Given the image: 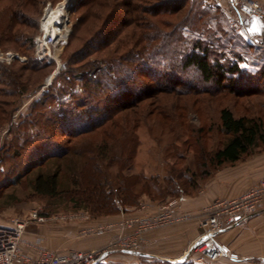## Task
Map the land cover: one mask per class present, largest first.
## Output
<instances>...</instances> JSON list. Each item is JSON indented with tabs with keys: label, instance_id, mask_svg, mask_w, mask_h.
Segmentation results:
<instances>
[{
	"label": "trees",
	"instance_id": "obj_1",
	"mask_svg": "<svg viewBox=\"0 0 264 264\" xmlns=\"http://www.w3.org/2000/svg\"><path fill=\"white\" fill-rule=\"evenodd\" d=\"M153 1L143 12L155 19L138 25L143 31L132 34L130 41L134 42V48L105 58V70L89 76L84 66H90L93 61L78 67L70 65L112 45L125 28L134 23L131 17L117 23L121 19L119 9L125 8L130 16L135 6L132 0L124 3L120 0H76L73 11L79 17L71 41L84 43L71 59H67L64 72L55 76L48 90L31 105L30 114L18 125V132L23 131L22 138L15 136L11 143L16 155L18 149L23 148L16 143L21 141L25 146L40 143L35 148L37 157L29 160L23 173L14 176L16 182L21 176L28 175L33 193L50 198L66 197L72 208L87 210L95 217L125 212L136 206L143 196L150 201H160L186 195L174 179L171 181L175 183L176 194L170 188V167L163 177L129 173L141 144L137 128L146 120L152 124L161 121V127L170 131V98L166 96L173 91L217 93L224 89V81L235 84L237 78L243 79L244 89L258 88L251 80L264 79V57L257 65L249 63L248 69L239 65L240 52H230L240 57L238 62H220L218 56L227 53L215 50L214 43L215 36L218 38L216 32L223 30L224 25L220 29H217L218 23L212 26L210 5L200 8V0H191L183 18L170 27V20L165 17L183 9L185 0L183 3H178L179 0ZM206 15L209 19H205ZM111 26L112 30L105 34ZM6 27L10 29L11 24ZM184 30L198 37L187 38ZM7 31L4 42L19 46V33H13L12 28ZM124 40L122 38L118 44ZM233 40L227 39L232 44ZM244 42L248 48L258 49L246 40ZM29 44L31 49L32 39ZM260 50L264 51L263 48ZM33 59L31 67L43 65ZM251 65L254 70L250 71ZM176 66L180 71L192 69L202 86L191 82L182 83V86L176 78L178 86L182 87L171 88L170 78L174 76ZM75 84H79L81 91L73 90ZM147 100H150L148 104L141 107ZM39 118L36 124L34 120ZM219 119L228 138L211 157V163L216 166L235 163L258 143H264V128L259 121L235 117L226 107L220 109ZM32 124L37 127L34 133L27 129ZM202 166L205 167V163ZM14 168L18 169L16 164ZM137 258L134 264H194L153 257ZM96 264L125 263L107 260Z\"/></svg>",
	"mask_w": 264,
	"mask_h": 264
},
{
	"label": "rangeland",
	"instance_id": "obj_2",
	"mask_svg": "<svg viewBox=\"0 0 264 264\" xmlns=\"http://www.w3.org/2000/svg\"><path fill=\"white\" fill-rule=\"evenodd\" d=\"M61 1L62 0H0V221L4 223H7L11 217H22L30 210H36L40 214L50 217V219L43 224L65 225L85 223L89 220L103 217L92 216L87 210L72 208L71 203L63 196L58 198L38 196L32 192L28 175L21 176L22 178H20L19 182L14 180L16 174L23 173L22 170L25 165L30 162L29 160H33L37 157L35 155L37 149L35 148H37L38 143H40L37 142L30 146H25L21 141L16 143L19 147L23 146V148L18 149L19 155L17 154V156L16 153H14V148L11 143L15 136L22 138L23 131L21 130L18 132L19 123L24 120L27 114H30L31 105L48 90L55 76L64 72L65 68L68 66L67 59H71L72 54L84 43L80 41H71V35L76 25L75 22L79 17L78 14L73 11L76 2V0H74L70 9H67V17L63 24L65 31L69 32L68 36L66 40L62 39L58 41L54 51H52L54 55L57 56L59 66L57 67L54 62L48 64L38 61L34 57L32 48H29V41L39 33L38 27L45 6L50 4L51 7H54ZM120 1L124 3L125 0ZM190 1L191 0H185V6L183 5L184 8L175 15L165 17L168 21L170 20V27L183 18V15L188 11ZM180 2H182V0L178 1V3ZM258 2L260 3V1ZM132 3L135 9L132 8L130 16H128L125 8L119 9L121 19H119L117 23L129 17H131L130 20H133L134 23L127 26L112 45L100 52H93L83 61L70 65V67H78L85 62L93 61L90 66L85 65L84 68L87 69V75L95 76L105 70V58L116 57L124 53V51L126 52L134 48V42L131 43L130 41L132 34L135 35L136 33L138 35L143 31L139 29L138 25H142L146 20L153 21L155 18L143 12L150 4L154 3L153 0H132ZM199 4L200 8L210 5V18L211 20L213 17L215 18L211 21L209 15H206L205 19L208 17L207 19L212 23V26L214 23H218L219 27L217 29H220L224 25L223 30L216 32L215 35H218V38L215 36L214 43L215 50L227 53L225 56H218L219 59H221L220 62H238L240 60L238 58L240 57L237 58L233 56L230 54L231 51L242 53L239 65L243 69H246L247 65L251 62V64L257 65L258 62L262 61L264 51L260 50V48L256 50L250 49L244 45L245 38L236 32L235 27L231 24L230 17L220 5L216 4L213 0H200ZM9 23L11 24L10 29L12 28L13 33H19V46L16 43L4 42L3 40L4 34H8L7 30H10L6 27ZM5 29L7 30L5 31ZM210 29L212 28L210 27ZM111 30L112 26L109 27V30L106 29L105 34L109 33ZM235 33H238L239 36ZM184 34L187 38L198 37L186 30H184ZM220 37L223 38L221 39ZM241 37L244 40H242ZM122 38H125V40L123 43L118 44ZM227 39H231V41L234 39L235 41L233 40L232 44L228 43ZM7 53H15L25 60L20 61L15 59L8 61L5 57ZM33 58L37 60V62L43 63V65L40 64L42 65L41 67H31L30 63ZM170 59H172V56H170ZM212 59L211 57V60ZM101 64L104 65V68L98 69ZM55 69H57V73L52 77L50 84L47 85L46 82ZM249 70H254L252 65ZM174 71V76L170 78L171 88L182 87V83L188 82L202 86L199 83L198 75H196L192 69L180 71L176 66ZM176 78H179L181 81L180 85L182 86H178ZM241 79L237 78L235 84L234 82L229 84L228 81H224V89L217 93L191 92L184 94L178 91L170 92V96H166L170 98V131L168 132V130L161 127V121H155V123L152 124L151 121L146 120L147 122L143 121L140 123L136 133L141 144L129 173H144L146 177L150 175H159L163 177L167 174V168L170 167V188H172L174 194H176V189L174 187L175 183L183 189L182 191L186 196L192 198L198 196L204 197L208 192H220L222 194L230 193L234 189L236 183L232 180L233 184H231L230 178L228 177L229 173L234 172V174H236L234 179H236L237 174L244 170L248 160L264 156V143H258L247 155L243 156L235 163H225L220 166L211 163L213 153L220 149L228 138L221 129L219 119L221 108H228L235 117L244 116L255 119L259 121L264 128V79L257 82L251 80V82L258 85V88L249 87L247 89L242 87L243 79ZM66 87L69 86L66 85ZM73 90L81 91L79 84H75ZM149 101L150 100L143 102L141 107L146 106ZM39 120L40 118L37 119V121L34 120V122L37 124ZM36 128L37 127H34L32 124L27 129L29 132L34 133V131L37 130ZM203 163H205V167L202 166ZM15 164L18 167L17 170L14 168ZM220 177H222L221 180H216ZM173 179L175 183L171 181ZM219 183L221 184L219 185ZM176 199L177 197L170 196L163 200H158L156 201L157 204L155 208L150 211H148V209L143 215L152 214L159 206L165 205L169 201H176ZM139 203L138 201L136 206H138ZM203 207L195 212L190 211L186 213L190 215L197 214ZM83 213H86L88 218H80L83 216ZM74 214L78 218L68 219L69 215L72 216ZM135 217L138 216H131L121 222L134 219ZM121 222L116 224L117 231L119 233H125L128 230L118 226ZM186 222H194L198 228L196 219H190ZM82 231L83 230H81L74 239V241H76L75 250H81L82 246L80 247V245L86 243L87 239L95 238L96 236L94 235H97L95 233L82 234ZM199 232L200 230L198 234ZM119 233H116V235ZM148 233L143 235V238ZM142 245L138 252H141ZM225 245L228 251L231 252L230 246L227 244ZM231 253L235 255V253ZM112 256L113 258H111ZM137 257L133 256V254H130L128 251H113L110 253L108 261H121L125 264H134L138 261ZM221 259H224V257H221L215 262Z\"/></svg>",
	"mask_w": 264,
	"mask_h": 264
},
{
	"label": "built area",
	"instance_id": "obj_3",
	"mask_svg": "<svg viewBox=\"0 0 264 264\" xmlns=\"http://www.w3.org/2000/svg\"><path fill=\"white\" fill-rule=\"evenodd\" d=\"M213 1L220 5L230 17L236 32L252 46L264 49V5L257 0ZM58 5L51 7L47 4L45 6L38 27L39 33L32 39L34 57L40 62L48 64L54 62L57 67L59 66L57 56L52 51L58 41L66 40L69 32L65 31L62 26L61 34L56 38L43 28L42 20ZM5 57L8 61L25 60L15 53H7ZM101 68H104L103 64L98 67V69ZM56 73L57 69L48 78L47 85ZM174 209L175 201H169L159 206L152 214L140 215L121 222L118 226L128 231L120 232L103 245L89 250H68L63 253L46 248L44 237L38 233L32 234L30 240L25 238V233L30 226L43 224L50 219L36 210H30L22 217H11L7 223L0 221V264H96L106 262L113 251H139L144 240L143 235L146 233L190 219H196L200 232L185 253L176 260L177 262L184 255L186 258L181 263L209 264L221 257L236 258V255L228 251L225 244L217 240V235L235 223L247 220L261 210L264 211V177L249 190L236 197L213 200L197 214H176ZM76 217L75 214L69 215L68 219ZM80 218L86 219L88 216L83 213ZM109 227L110 225H97L95 228L83 230L82 234H101ZM23 247L30 248L33 254L23 252ZM176 261L174 262L177 263Z\"/></svg>",
	"mask_w": 264,
	"mask_h": 264
},
{
	"label": "crops",
	"instance_id": "obj_4",
	"mask_svg": "<svg viewBox=\"0 0 264 264\" xmlns=\"http://www.w3.org/2000/svg\"><path fill=\"white\" fill-rule=\"evenodd\" d=\"M258 1L264 5V0ZM235 175L236 174L232 172L229 173L228 176L231 184H233L232 180L236 183L234 189L230 193H227L230 195L220 192H208L204 197L198 196L193 198L184 195L176 199L175 213L183 214L190 211L195 212L215 198H233L246 192L264 177V156L248 160L244 170L237 174L236 179H234ZM219 179L221 180L222 177L216 180ZM220 184L221 183H219V185ZM140 200L138 206H134L130 209L127 208L125 212H120L117 215L103 216L85 223L32 225V228L30 226L27 229L25 238L30 240L32 234L38 233L44 237L46 248L57 253H63L68 250H75L76 241H74V239L81 230L95 228L97 225H110L103 233L94 235L96 236L95 238L87 239L86 243L80 245V247L82 246L81 250H89L107 243L116 233H119L116 227L118 222L131 216L143 215L146 213L145 211L148 209V211H150L155 208L157 204L156 201H150L145 196L141 197ZM263 219L264 211L261 210L250 216L247 220L237 222L226 231L218 234V241L229 245L231 252L235 253L236 258L224 257V259L211 264H264ZM198 231L194 222L182 221L174 223L165 229L148 233L144 237L141 252L150 254L153 258L161 260L169 259L170 262L176 261L194 242L198 235ZM22 250L27 254H33L30 248L23 247ZM111 258H113V256Z\"/></svg>",
	"mask_w": 264,
	"mask_h": 264
},
{
	"label": "bare ground",
	"instance_id": "obj_5",
	"mask_svg": "<svg viewBox=\"0 0 264 264\" xmlns=\"http://www.w3.org/2000/svg\"><path fill=\"white\" fill-rule=\"evenodd\" d=\"M74 0H62L56 9L52 10L47 17L43 18V28L47 29L52 35L58 38L61 34L62 24L67 17V9L73 4ZM62 37V35H60Z\"/></svg>",
	"mask_w": 264,
	"mask_h": 264
},
{
	"label": "water",
	"instance_id": "obj_6",
	"mask_svg": "<svg viewBox=\"0 0 264 264\" xmlns=\"http://www.w3.org/2000/svg\"><path fill=\"white\" fill-rule=\"evenodd\" d=\"M72 6V5H71ZM70 6V7H71ZM70 7H69V9H70ZM130 254H133V255H136V256H143V257H152V255H150V254H146V253H143V252H138V251H130L129 252ZM184 258H186V255H184V257H182L181 258V260H179L177 263H181V261H183L184 260ZM165 260H169V259H165ZM170 261V260H169ZM174 262V261H173Z\"/></svg>",
	"mask_w": 264,
	"mask_h": 264
}]
</instances>
